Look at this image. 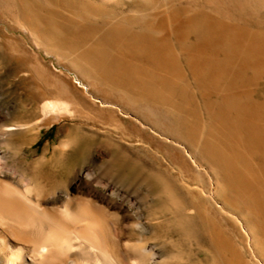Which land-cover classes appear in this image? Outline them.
<instances>
[{"label": "bare ground", "instance_id": "1", "mask_svg": "<svg viewBox=\"0 0 264 264\" xmlns=\"http://www.w3.org/2000/svg\"><path fill=\"white\" fill-rule=\"evenodd\" d=\"M5 1L0 0V28L12 23L36 46L40 40L60 46L90 67V52L101 50L114 61L106 60L101 68L104 79L130 98L176 100V107L186 113L191 110L186 138L149 125L183 151L185 160L198 170L199 183L193 187L185 180L181 163L175 166L179 169L175 180L174 169L166 172L158 166L142 176L141 185L94 165L61 169L58 163L74 143L79 144L70 138L61 139L51 158L35 156L27 162L34 168L31 174L23 160L10 161L11 152L16 159L24 152L22 140L13 146L15 135H28V143L35 145L46 117L53 111L72 113V103L49 97L40 104V118L37 103L35 115L14 121L11 107L0 98V264H264V97H256L253 88L264 78V28L233 20L232 10L221 7L229 1L243 7L246 1L206 0L217 7L216 14L201 9L200 0H191V7L184 6V0L177 7L170 0L153 7L141 5L140 0H60L64 13L59 17L64 23L109 14L103 18L108 20L105 37L85 48H73L71 37H64V29L53 25V17L44 19L33 0H16L15 10L8 9ZM49 10L58 22L56 10ZM141 20L144 27L136 30L133 24ZM189 77L203 86L206 108L215 117L208 124V134L206 124L197 118L199 112L188 104L195 102ZM99 101L109 108L116 106V102ZM114 144L120 143L106 145L113 148ZM192 145L206 153L205 162ZM155 153L161 164L171 162L159 149ZM47 163L55 165L53 171L45 169ZM215 163L224 170V181L217 177ZM63 173L69 175L62 181ZM205 174L209 183L203 179ZM76 176L87 187H76L71 181ZM153 186L158 204L146 220L143 204L152 208L148 197ZM141 189L147 191L144 197ZM185 189L192 194L191 210L186 207ZM202 198L206 216L219 212L228 225L233 222L240 236L234 238L216 220H205L204 256L194 259L181 248L176 234H184L194 221L191 217L202 214L204 218L199 207ZM250 214L257 217L256 223L249 221ZM167 224V231L160 233L159 227ZM153 227L157 230L151 235Z\"/></svg>", "mask_w": 264, "mask_h": 264}, {"label": "rangeland", "instance_id": "2", "mask_svg": "<svg viewBox=\"0 0 264 264\" xmlns=\"http://www.w3.org/2000/svg\"><path fill=\"white\" fill-rule=\"evenodd\" d=\"M33 1L38 4V11L44 19L53 17L50 20L53 25L56 24L57 28L64 29V37H71L70 41L74 46L73 48H85L91 44H96L105 37L103 30L106 25L104 24L108 20L105 21L106 19L103 18L108 17L109 14L101 16L90 14L83 20L80 18L77 22L64 23L59 17V15L63 16L64 13V7L61 6L60 0ZM245 1L243 7H239L236 4L238 2L235 1H229L227 5L223 3L221 7L223 10L224 8L232 10L230 15H232L233 20L248 24L251 27L260 26L264 28V0ZM15 2L16 0H6L5 4L8 9L13 10ZM163 2L164 0L139 1L141 5H150V7ZM180 2L183 3V0H170V4L176 7L179 6ZM183 5L191 7L192 2L191 0H184ZM150 7H144L143 10ZM51 8L56 10L58 22H55V13L49 10ZM200 8L219 14L217 7L210 6L206 0H200ZM142 22L143 20L133 24L136 30L143 29ZM11 24H9V27L1 25L5 28H0V36H2L0 39V98H2V102L11 107L13 111L12 120H27L31 114L35 115L37 103L38 118H40L42 116L40 104L49 97L69 100L72 103L73 110L72 113L65 111L51 112L46 117V123H43L42 129L38 133V142L33 146L28 143L30 141L28 135L16 134L13 146L22 140L24 152L17 159L11 152L10 161L12 163L19 159L20 161L23 160L22 162L28 165L29 172L32 174L34 168L27 162H30L35 156L47 155L51 158L55 153V146L61 142V139L70 138L75 139L73 141L79 140V144L76 147V143H74V146L66 152L62 161L58 163L61 169L68 170L82 165H94L102 170H115L120 180L125 179L128 182L136 180L137 185H141L142 176L150 175L153 172L152 169L158 166L167 170L166 172L174 169L171 175L175 180V172L179 173L178 167L175 169V166L177 163H181L185 180L190 182L193 187L198 185L199 180L197 181L195 176L198 170L195 165L187 157L185 160L183 151L181 153L174 147L175 144L163 140L160 133L149 125L151 123L155 124L156 127L163 129L167 135L179 139L186 138V134L188 135L186 122L188 116H192L190 114L191 110L186 113L185 110L179 109L174 105L176 100L152 99L149 96L139 95L135 99L130 98L131 95H128L125 90L119 89L113 84L111 85L104 79L101 68H103L104 63L106 64V60H110L111 63L114 61L109 59L108 56L105 57V54L100 53L101 50L100 52L96 50L90 52L92 64V67H90L87 61L64 53V49L60 46L53 47L52 44L42 40L36 46L28 34H22L25 32ZM87 31L92 34H88ZM60 34L63 33L60 32ZM106 69L109 68L106 67ZM188 82L190 83L191 94L195 98L194 103L188 102V104L191 105L192 110L199 112L197 118L206 124L204 125L206 128L205 133L208 134V124H211L215 117L206 108L203 86L196 85L192 77H189ZM88 85L90 91L87 88ZM253 88L256 90V97L263 98L264 78L256 86L253 85ZM99 99L116 102V106L109 108ZM33 106L34 111L32 110ZM140 138L147 141V143L143 142L147 146H142L144 144ZM115 140L120 144H114L113 148L106 145L107 143H113ZM134 143L139 145L132 146ZM148 144L152 147L150 148ZM191 147L198 149L199 159L205 162L207 155L202 151V148L194 145ZM157 149L166 153L171 162L161 164L158 156L155 155ZM54 166L51 163L44 164L45 169L48 171H53ZM215 167L217 177L224 181V170L221 165L215 163ZM63 174L59 176V180L63 181L68 173ZM55 179L56 177L53 178V183L56 182ZM203 179L205 183H209L207 174L204 175ZM71 181L76 187L85 188L88 185L85 180H81L80 176H76ZM156 191L157 187L155 186L149 189V202H147L151 203L152 208H147L143 202L145 208L144 218L146 220L150 218L154 206L158 204V199H153V194ZM184 192H186V207L191 210L190 208L194 206L192 194L186 189ZM139 193L141 197H144L147 191L139 190ZM233 199H236L235 194ZM201 202L202 205H199V207L204 212L203 198ZM206 213L207 211L204 212V218L202 214L191 217L194 221L186 223L187 229L184 234L181 237L176 234L177 238H181V248L191 254L194 259L204 256L205 251L202 243H204V239L208 234V223L205 220H216L218 227L222 228L224 226L230 230L234 238L240 236L239 230L236 229L233 222L231 221L228 225V222L222 219L219 212L214 211L211 216H206ZM132 216L131 214V219L135 220V217L132 218ZM249 221L252 224L256 223L257 217L250 214ZM166 228H169L168 224L159 227L160 233H165ZM156 230L153 227L150 229V234L153 235ZM199 240L201 241L199 242Z\"/></svg>", "mask_w": 264, "mask_h": 264}]
</instances>
